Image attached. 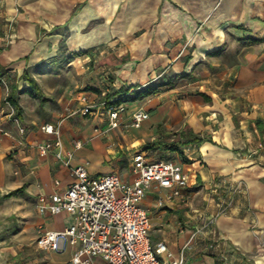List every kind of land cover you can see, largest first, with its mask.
Here are the masks:
<instances>
[{"label":"crops","instance_id":"obj_1","mask_svg":"<svg viewBox=\"0 0 264 264\" xmlns=\"http://www.w3.org/2000/svg\"><path fill=\"white\" fill-rule=\"evenodd\" d=\"M263 35L264 0H0V218L24 223L15 232L24 247L8 264L71 259L72 248L48 253L24 232L74 221L36 206L38 195L73 181L70 167L37 147L55 139L41 126L60 121L66 149L82 142L72 164L88 161L92 174L131 180L136 151L190 174L180 195L153 183L142 201L153 245L164 241L172 252L161 260L183 253L185 264H264V41L249 39ZM149 83L163 84L122 102V124L109 128L99 102ZM12 88L19 122L7 99ZM83 95L98 104L94 113L73 112ZM137 109L149 117L126 127ZM191 133L205 140L183 143ZM90 264L108 263L96 256Z\"/></svg>","mask_w":264,"mask_h":264},{"label":"built area","instance_id":"obj_2","mask_svg":"<svg viewBox=\"0 0 264 264\" xmlns=\"http://www.w3.org/2000/svg\"><path fill=\"white\" fill-rule=\"evenodd\" d=\"M82 104L73 111L88 115L94 113L97 103L86 95ZM115 98L99 102L108 116L109 128L122 124L123 104L114 103ZM12 115L19 122L15 115ZM149 117V112L137 109L132 112L126 127H139ZM60 123H44L41 128L55 135V139L37 145L40 155L53 153L64 165L71 168L73 181L62 190L40 194L36 206L41 215L66 213L74 221L64 229H37L36 244L43 250L63 252L72 248L69 264H90L93 257H101L108 264H185L183 253L178 258L160 259L166 253L172 257L164 241L153 245L150 238L151 217L142 201L147 189L157 183L172 189L170 197L180 195L181 189L190 182V174L182 164L173 160H149L143 151H136L130 162L133 175L124 179L117 171L102 174L89 172L88 161L72 164L74 150L82 145L74 140V148L66 149L61 138ZM20 125V131L25 132ZM220 212H224L222 208Z\"/></svg>","mask_w":264,"mask_h":264},{"label":"rangeland","instance_id":"obj_3","mask_svg":"<svg viewBox=\"0 0 264 264\" xmlns=\"http://www.w3.org/2000/svg\"><path fill=\"white\" fill-rule=\"evenodd\" d=\"M14 216V215H13ZM13 216H4L0 218V264H8L9 262H15L12 255L15 253L14 251H19L22 247V242L19 240V237L15 233L20 225L21 229L24 228V223H22V220L20 219L21 216L15 215ZM38 229V228H37ZM24 232L28 235L33 236L32 241L35 240V236H37V230L34 228L32 229L31 227L24 230ZM31 241V242H32ZM34 243V242H33ZM26 248H30V244L27 245L25 244ZM30 251V250H29ZM48 253H50V250H46ZM25 252V251H24ZM36 252L38 253L37 250H35L33 255H37ZM26 253V252H25ZM24 255L27 254H21V257H25ZM32 255L31 253H28V256ZM23 260V258H21ZM49 258H40L38 261L39 264H44V262L48 261ZM36 264V262H35Z\"/></svg>","mask_w":264,"mask_h":264},{"label":"trees","instance_id":"obj_4","mask_svg":"<svg viewBox=\"0 0 264 264\" xmlns=\"http://www.w3.org/2000/svg\"><path fill=\"white\" fill-rule=\"evenodd\" d=\"M249 39L251 41H255V42L264 41V35L261 38L249 37ZM72 58H73V55L71 54V55H68L64 60L66 62L68 60H71ZM21 77L28 80L31 92L35 95H39L41 97V99L43 100L44 96L42 94L38 93V90H39L38 83L34 79V77L31 76L29 71L25 70L23 72V74L21 75ZM162 84L149 83V84H146V85L139 87L133 93V95H128L127 93H125L119 97H115V96L108 94V95H106V99L115 98L114 103H116V104H120V103L125 102V101L135 100V99H138V98H141V97H144L146 95H149L151 93L156 92L159 89L160 85H162ZM7 99L11 102L12 105H14L15 113L18 117H20L21 116V109H20L19 104L16 102V97L13 93V88L10 90V93L8 94ZM257 123H259V121H257ZM204 140H205V138L202 135L197 134V133H191V137L190 138L187 137V139H185L183 143L192 141V142L199 144V143L203 142ZM168 146L173 147L174 145L168 144ZM15 192H16L15 190L11 191L6 196H9Z\"/></svg>","mask_w":264,"mask_h":264}]
</instances>
